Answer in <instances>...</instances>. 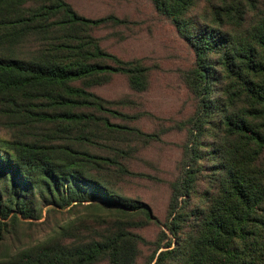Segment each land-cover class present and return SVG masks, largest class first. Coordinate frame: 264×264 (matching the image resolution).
<instances>
[{
	"label": "trees",
	"instance_id": "trees-1",
	"mask_svg": "<svg viewBox=\"0 0 264 264\" xmlns=\"http://www.w3.org/2000/svg\"><path fill=\"white\" fill-rule=\"evenodd\" d=\"M151 2L196 53L187 81L198 108L164 225L173 240L150 264H264V0ZM123 23L86 18L66 0H0V115L56 126L43 141L0 138V240L9 224L39 219L38 202L90 203L114 217L95 216L101 230L71 227L0 264H138L146 241L133 230L154 216L110 182L112 169L130 175L118 159L84 149L98 132L154 140L113 123L129 116L90 91L115 75L135 92L149 87L146 66L122 61L89 34ZM30 40L40 43L35 55L18 56Z\"/></svg>",
	"mask_w": 264,
	"mask_h": 264
},
{
	"label": "rangeland",
	"instance_id": "rangeland-1",
	"mask_svg": "<svg viewBox=\"0 0 264 264\" xmlns=\"http://www.w3.org/2000/svg\"><path fill=\"white\" fill-rule=\"evenodd\" d=\"M80 15L91 18L115 16L123 25L95 28L89 34L108 53L125 62L139 61L149 70V87L138 93L131 89L125 75L111 76L102 86L91 88L109 101L111 108L129 118L110 117L118 123L153 135L154 140L129 133H101L95 144L84 149L118 159L130 175L121 176L112 169L108 176L125 196L142 201L150 208L154 220L146 227L133 230L145 239L140 245L138 264H150L173 240L164 225L168 220L173 185L180 179L184 165L190 160L191 128L198 100L188 86L187 76L196 63V53L175 26L155 8L151 0H66ZM201 8L193 14L198 15ZM39 41L30 40L16 49L23 58L35 55ZM104 116H107L103 114ZM56 126L25 125L0 115V138L7 140L43 141ZM204 152L207 148L202 149ZM206 164V160L202 161ZM39 203V219L9 224L0 240V259L47 242L66 229L82 226L101 230L103 216L114 220L105 211L95 213L75 203L66 209ZM96 216V217H95ZM93 224V225H92ZM172 248H176L173 244Z\"/></svg>",
	"mask_w": 264,
	"mask_h": 264
}]
</instances>
